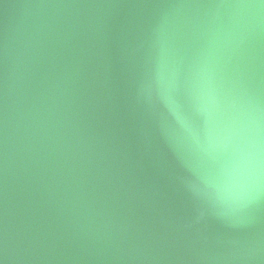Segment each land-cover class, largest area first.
<instances>
[{
  "label": "water",
  "instance_id": "obj_1",
  "mask_svg": "<svg viewBox=\"0 0 264 264\" xmlns=\"http://www.w3.org/2000/svg\"><path fill=\"white\" fill-rule=\"evenodd\" d=\"M0 264H264V0H0Z\"/></svg>",
  "mask_w": 264,
  "mask_h": 264
},
{
  "label": "clouds",
  "instance_id": "obj_2",
  "mask_svg": "<svg viewBox=\"0 0 264 264\" xmlns=\"http://www.w3.org/2000/svg\"><path fill=\"white\" fill-rule=\"evenodd\" d=\"M210 102L213 107L220 111V120L217 127V135L229 143L235 145L237 151L249 161L252 156V148L255 141L252 138V120L251 114L245 115L236 101L228 103L224 108H221L216 103L215 98L211 97Z\"/></svg>",
  "mask_w": 264,
  "mask_h": 264
}]
</instances>
